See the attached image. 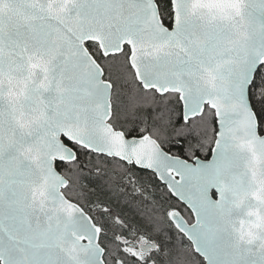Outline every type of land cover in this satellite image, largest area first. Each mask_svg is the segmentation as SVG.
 I'll return each instance as SVG.
<instances>
[{
  "label": "snow or ice",
  "instance_id": "1",
  "mask_svg": "<svg viewBox=\"0 0 264 264\" xmlns=\"http://www.w3.org/2000/svg\"><path fill=\"white\" fill-rule=\"evenodd\" d=\"M0 264H264V0H0Z\"/></svg>",
  "mask_w": 264,
  "mask_h": 264
}]
</instances>
